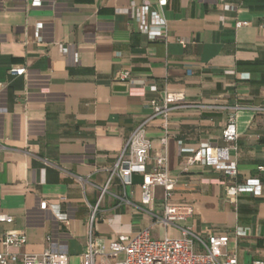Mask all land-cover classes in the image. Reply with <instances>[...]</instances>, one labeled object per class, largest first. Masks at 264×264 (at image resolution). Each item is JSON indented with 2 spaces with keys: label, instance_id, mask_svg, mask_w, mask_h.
<instances>
[{
  "label": "crops",
  "instance_id": "0c3cea01",
  "mask_svg": "<svg viewBox=\"0 0 264 264\" xmlns=\"http://www.w3.org/2000/svg\"><path fill=\"white\" fill-rule=\"evenodd\" d=\"M142 2L0 0V213L14 218L0 232L25 231L27 243L11 252L52 247L81 264L109 170L153 114L151 100L168 90L203 105L169 117L168 167L177 179L171 203L192 208L186 222L197 232L227 234L224 251L238 264L264 260V0H169L167 41L140 32L135 11ZM14 66L27 73L11 75ZM122 71L134 81L126 91L116 90ZM233 113L236 181L263 184L260 194L242 193L237 202L221 183L234 180L213 164L186 169L190 149L224 143ZM163 124L157 116L146 127L153 155L165 152ZM142 191L140 174L129 186L115 177L99 204L94 237L109 244L148 227L154 238L179 235L157 223ZM45 200L48 209L41 208ZM162 201L159 188L155 214Z\"/></svg>",
  "mask_w": 264,
  "mask_h": 264
},
{
  "label": "built area",
  "instance_id": "2783aa9c",
  "mask_svg": "<svg viewBox=\"0 0 264 264\" xmlns=\"http://www.w3.org/2000/svg\"><path fill=\"white\" fill-rule=\"evenodd\" d=\"M169 0H156L154 6L150 0H143L136 8L135 16L139 22L140 32L153 40H168V20L164 10ZM37 0H33L35 4ZM238 22L237 26H242ZM184 44V41H181ZM64 53L68 52L65 45L61 46ZM9 73L22 76L27 73L24 66H14ZM134 81L128 71L118 72L115 83L128 87ZM1 87V85H0ZM156 90V87H153ZM153 114L145 119L127 138L125 145L115 165L109 170L107 184L101 188L98 204L93 207L91 227L87 248L81 264H238L236 254L224 251L228 245L227 234L210 233L204 235L197 232L187 219L193 214L190 207H180L171 203L177 179L171 176L168 167L167 146L170 134L169 117L172 111L179 108L203 107L187 102L183 93L165 90L160 99L151 100ZM160 116L164 122L163 135L160 138L165 152L153 155L152 140L147 136V124L152 118ZM223 144H205L196 149H190L187 167L213 164L216 171L234 180L225 185L228 197L237 202L242 193L260 194L263 184L258 180L237 182L239 175L236 153L238 152V130L235 114H230L226 127L222 131ZM142 176V204L153 213L156 221L165 227L174 226L180 231L178 238L166 234L163 238H154L151 227L136 234H119L115 240L106 244L103 239L93 235V223L96 219L99 204L108 190L109 184L115 177L121 178L124 186L133 184V175ZM163 190V201L160 213L155 214L158 189ZM48 201L41 202L42 209H48ZM66 223L68 220L65 218ZM14 218L0 213V226L12 224ZM47 241L52 243V238ZM27 243V235L23 230L6 229L0 232V264H69V256L65 252L46 248L41 254L11 252V248H19ZM253 264H264V260L254 261Z\"/></svg>",
  "mask_w": 264,
  "mask_h": 264
},
{
  "label": "rangeland",
  "instance_id": "374dc122",
  "mask_svg": "<svg viewBox=\"0 0 264 264\" xmlns=\"http://www.w3.org/2000/svg\"><path fill=\"white\" fill-rule=\"evenodd\" d=\"M158 234V230H157V228H156V231H154V235L156 236ZM170 237H172V238H178L179 236H180V234L179 235H175V234H168Z\"/></svg>",
  "mask_w": 264,
  "mask_h": 264
},
{
  "label": "water",
  "instance_id": "95a60500",
  "mask_svg": "<svg viewBox=\"0 0 264 264\" xmlns=\"http://www.w3.org/2000/svg\"><path fill=\"white\" fill-rule=\"evenodd\" d=\"M116 90H119V91H126L127 90V87L126 86H117L116 87Z\"/></svg>",
  "mask_w": 264,
  "mask_h": 264
}]
</instances>
